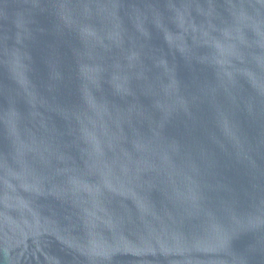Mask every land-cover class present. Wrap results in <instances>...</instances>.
<instances>
[{
	"label": "water",
	"instance_id": "obj_1",
	"mask_svg": "<svg viewBox=\"0 0 264 264\" xmlns=\"http://www.w3.org/2000/svg\"><path fill=\"white\" fill-rule=\"evenodd\" d=\"M0 264H264V0H0Z\"/></svg>",
	"mask_w": 264,
	"mask_h": 264
}]
</instances>
